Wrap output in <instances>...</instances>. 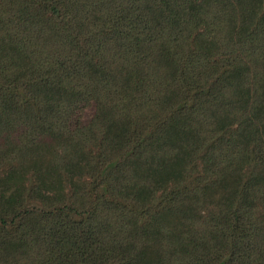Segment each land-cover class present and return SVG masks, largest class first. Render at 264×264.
I'll return each instance as SVG.
<instances>
[{
  "label": "trees",
  "instance_id": "1",
  "mask_svg": "<svg viewBox=\"0 0 264 264\" xmlns=\"http://www.w3.org/2000/svg\"><path fill=\"white\" fill-rule=\"evenodd\" d=\"M0 264H264V0H0Z\"/></svg>",
  "mask_w": 264,
  "mask_h": 264
}]
</instances>
